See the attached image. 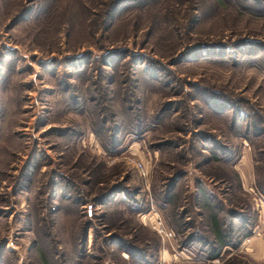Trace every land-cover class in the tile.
Here are the masks:
<instances>
[{"label": "rangeland", "instance_id": "rangeland-1", "mask_svg": "<svg viewBox=\"0 0 264 264\" xmlns=\"http://www.w3.org/2000/svg\"><path fill=\"white\" fill-rule=\"evenodd\" d=\"M173 177L175 205L210 188L234 239L254 223L264 0H0V264H264L252 241L212 261L179 235L162 254L150 225Z\"/></svg>", "mask_w": 264, "mask_h": 264}, {"label": "crops", "instance_id": "crops-1", "mask_svg": "<svg viewBox=\"0 0 264 264\" xmlns=\"http://www.w3.org/2000/svg\"><path fill=\"white\" fill-rule=\"evenodd\" d=\"M238 169H236L235 171L237 172L238 175V180H239V184H240V188L247 192V190L245 189L246 187L249 188L250 190H252L253 186V179H252V174H250L251 169H249V166L247 167V164L243 162V160L239 159L238 161ZM252 165H250L251 167ZM178 181V180H177ZM176 181V182H177ZM179 182V181H178ZM203 181L197 180L193 187L189 189V187H187L186 189H184V192L186 193L189 190H196L197 191L199 189H202L204 191V195H202L201 200H205V202H212L213 203V193L210 190V188L204 186V184H202ZM252 183V184H251ZM211 186V185H210ZM175 185H173L172 190L175 189ZM206 198V199H205ZM258 199V198H257ZM181 203L185 200V195H182V199H181ZM207 200V201H206ZM258 201L260 202L259 204V209L258 207L256 208V212H255V220L254 223L252 224L251 222L247 225L243 224L244 226H248L245 228H251V233L249 235H245V236H241L242 233V228L240 227V233L236 232L238 234V237H236L238 239V241H252L249 242L248 245V250H250V254L256 253L257 255L260 254L264 248L263 246V241H264V234L262 232V230L264 229V202L261 199H258ZM211 203V204H212ZM214 204V203H213ZM212 207L210 206H203L202 203H200L199 206H195V209L198 213V219L200 220V222L202 223V230L201 233H203V237L205 236L204 239H202V241H232L234 237L228 235V233H226L224 231V219L221 218V209L216 206L215 204ZM263 204V205H261ZM202 205V206H201ZM179 208V206H177L176 210ZM187 214V213H186ZM185 214V219L188 217ZM236 219V218H234ZM165 226L167 229H170L171 231H173L174 233V237L173 240L177 241V236L181 235V239L185 238L184 237V233L180 234L177 233L173 227V225L171 224V222H169L168 220L165 223ZM186 233V232H185ZM222 234V236H221ZM195 239V238H194ZM184 241H188L187 239ZM242 242V243H243ZM255 245V246H254ZM246 248V246H245ZM252 256V255H251Z\"/></svg>", "mask_w": 264, "mask_h": 264}, {"label": "trees", "instance_id": "trees-1", "mask_svg": "<svg viewBox=\"0 0 264 264\" xmlns=\"http://www.w3.org/2000/svg\"><path fill=\"white\" fill-rule=\"evenodd\" d=\"M233 174H234L235 178L238 180L237 173L234 172ZM176 181L177 180L174 179V177L171 178L169 183L167 184V187L164 189V192H163V196H164L163 197V203L167 206H169V203H170V206H171V208L168 210L169 215H168L167 220L169 222H171V224L173 225V227L177 233H180V234L184 233V237H186V239L188 241L200 242V241H202V239L205 238V236L203 237V233H201L202 224H199L198 221H196L195 226H194V222H192L190 217H187L186 219L184 217H185V214L188 213L189 211L191 213L192 212L195 213L192 210H193V208L195 209V206H199L200 203H202L204 207L205 206L212 207L213 203L211 202L212 203L211 204L210 202H205V200L202 201L201 197H202V195H204V191L202 189H199L197 191V189H196V190H192V191H187L185 193V197H187V199L185 198V200H184L185 203H183L184 205L183 204L175 205L176 202H173L174 197L171 195L172 194L171 192H173L172 188H173V185ZM238 183H239V180H238ZM239 187H240V184H239ZM177 206H179V208L176 210ZM195 215L198 218L197 211H196ZM237 220H239V218H237ZM197 223H198V225H197ZM191 227H193L192 230H188L187 233H185V230L188 228H191ZM240 227H243L242 231H241V233H242L241 236L249 235L251 233L250 227L245 228L248 226H244V225H242ZM221 236H222V234H221ZM186 239L183 238V240H186ZM232 241H238V239L233 238ZM203 242H205V244L210 243L211 245H214L213 247H211L209 249L210 250V251H208L209 253L204 254L208 259H213L214 257H216L218 255L219 248L226 245L228 241H203ZM235 245H237V244L234 243V247H235ZM126 251H127V254H129V255L131 254V252L129 250H126ZM143 260H144V258H143ZM142 263L143 264H149L145 260ZM78 264H82V263H78ZM84 264H90V263L84 262ZM222 264H244V263L243 262L240 263L239 260L235 259L234 257H228L226 259V261Z\"/></svg>", "mask_w": 264, "mask_h": 264}, {"label": "built area", "instance_id": "built-area-1", "mask_svg": "<svg viewBox=\"0 0 264 264\" xmlns=\"http://www.w3.org/2000/svg\"><path fill=\"white\" fill-rule=\"evenodd\" d=\"M134 163V168L137 171V174L141 177H144L147 175V170L144 166V164L137 160L133 161ZM153 218L151 219V225L150 227L158 234V236L161 239V253L163 254L164 252L167 251V249L171 250L170 256L172 259L176 257V250L174 249V245L171 241H173L174 233L170 229H167L166 226L162 223L160 218L155 214L152 213ZM212 261H217V258L211 259ZM160 264H167L164 259L161 258Z\"/></svg>", "mask_w": 264, "mask_h": 264}]
</instances>
